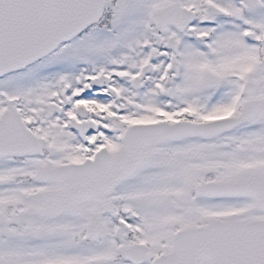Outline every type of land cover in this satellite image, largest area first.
<instances>
[{
    "label": "snow or ice",
    "instance_id": "snow-or-ice-1",
    "mask_svg": "<svg viewBox=\"0 0 264 264\" xmlns=\"http://www.w3.org/2000/svg\"><path fill=\"white\" fill-rule=\"evenodd\" d=\"M0 264H264V0H0Z\"/></svg>",
    "mask_w": 264,
    "mask_h": 264
}]
</instances>
